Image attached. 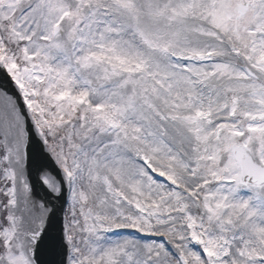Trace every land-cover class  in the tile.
<instances>
[{"label": "snow or ice", "instance_id": "snow-or-ice-1", "mask_svg": "<svg viewBox=\"0 0 264 264\" xmlns=\"http://www.w3.org/2000/svg\"><path fill=\"white\" fill-rule=\"evenodd\" d=\"M0 264H264V0H0Z\"/></svg>", "mask_w": 264, "mask_h": 264}]
</instances>
